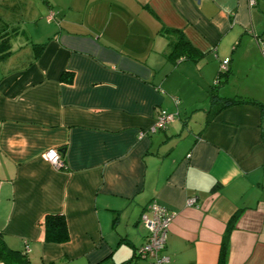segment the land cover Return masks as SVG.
Segmentation results:
<instances>
[{
	"label": "crops",
	"instance_id": "0c3cea01",
	"mask_svg": "<svg viewBox=\"0 0 264 264\" xmlns=\"http://www.w3.org/2000/svg\"><path fill=\"white\" fill-rule=\"evenodd\" d=\"M0 31L10 248L30 264H150L136 250L156 201L175 213L166 264H219L236 213L224 264H264V110L225 104L264 103V0H0ZM50 214L67 241H45Z\"/></svg>",
	"mask_w": 264,
	"mask_h": 264
},
{
	"label": "built area",
	"instance_id": "2783aa9c",
	"mask_svg": "<svg viewBox=\"0 0 264 264\" xmlns=\"http://www.w3.org/2000/svg\"><path fill=\"white\" fill-rule=\"evenodd\" d=\"M257 0H248L250 6L255 5ZM54 19V12L52 10L46 15L47 21ZM260 51L264 56V42L260 45ZM229 59H225L220 63V71L227 69ZM172 119V116L165 111H161L154 123L153 129H163L166 124ZM46 159L56 167L63 166L62 155L60 151L52 149L45 154ZM193 199H188L187 203L192 204ZM151 216L146 213L141 215V219L148 229V235L144 243L136 250V256L138 258L150 259V264H166L168 257L162 255V251L165 248L166 236L170 225L175 217V213L166 207L158 204L156 201H152L148 205ZM0 264H3L0 261ZM131 264V263H130Z\"/></svg>",
	"mask_w": 264,
	"mask_h": 264
},
{
	"label": "trees",
	"instance_id": "16d2710c",
	"mask_svg": "<svg viewBox=\"0 0 264 264\" xmlns=\"http://www.w3.org/2000/svg\"><path fill=\"white\" fill-rule=\"evenodd\" d=\"M10 33H3L0 31V53L6 54L9 47ZM182 38V37H181ZM34 48H42L43 45H33ZM188 44L182 38L180 43H177L173 49L172 55H180L182 52L188 50ZM254 103L257 104L262 110H264V103L257 102L255 100H248L244 98H228L225 101L226 105L235 103ZM238 217V213L234 214L230 219L227 230L224 234V241L222 243L220 251V261L219 264H224L225 254H226V239L229 231L233 228L235 220ZM42 225L44 227L45 241L53 243H62L68 240V231L66 226L65 218L59 214L47 215ZM0 261L3 264H30L26 254L20 250L10 248L2 235H0Z\"/></svg>",
	"mask_w": 264,
	"mask_h": 264
},
{
	"label": "rangeland",
	"instance_id": "374dc122",
	"mask_svg": "<svg viewBox=\"0 0 264 264\" xmlns=\"http://www.w3.org/2000/svg\"><path fill=\"white\" fill-rule=\"evenodd\" d=\"M48 13H49V12H48ZM48 13H47V14H48ZM53 20H54V19H53Z\"/></svg>",
	"mask_w": 264,
	"mask_h": 264
},
{
	"label": "water",
	"instance_id": "95a60500",
	"mask_svg": "<svg viewBox=\"0 0 264 264\" xmlns=\"http://www.w3.org/2000/svg\"><path fill=\"white\" fill-rule=\"evenodd\" d=\"M196 1H199V0H196Z\"/></svg>",
	"mask_w": 264,
	"mask_h": 264
}]
</instances>
